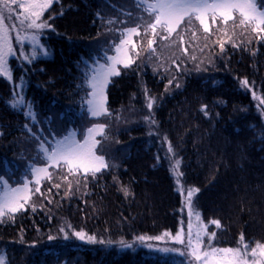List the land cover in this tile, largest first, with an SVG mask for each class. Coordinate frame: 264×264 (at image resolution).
Listing matches in <instances>:
<instances>
[{
  "label": "trees",
  "instance_id": "trees-1",
  "mask_svg": "<svg viewBox=\"0 0 264 264\" xmlns=\"http://www.w3.org/2000/svg\"><path fill=\"white\" fill-rule=\"evenodd\" d=\"M138 3L54 0L44 17L54 16L49 21L54 31L46 30L42 36L49 55L25 63L24 69L13 61L14 80L0 77V130L4 132L0 173L6 170L10 183L22 181L28 163L44 164L43 157L37 156V142L23 128L28 123L38 134L37 125L25 118L26 108L9 106L13 92L21 93L16 87L21 78L22 95L34 108L36 124L48 123L41 130L47 131L45 136L55 132L59 138L67 129L82 139L93 123L106 124V138L98 139L110 164L87 179L69 175L66 168L50 169L52 181H42L43 195L32 197L35 211L26 206L14 219L0 222L5 264H180V259L149 247H160L170 239L146 240L138 249L119 243L142 244L137 237L162 236L165 231L175 235L183 219L179 186L200 189L193 199L203 222L221 221L220 229L209 225L210 231L217 232L215 246L236 247L241 233L246 242H264V41L250 33L241 35L237 28L232 39L230 30L228 35L216 32L208 41L212 45L223 39V52L216 44L201 53L202 30L197 31L199 39L185 32L187 55L158 41L159 60L153 56L148 61L141 51L135 64L112 78L106 89L109 114L93 119L82 106L87 99L84 62L91 63L89 57L97 53L102 56L104 48L113 55V42L121 38L117 29L135 26L141 16L147 19ZM141 33L134 40L146 48L143 29ZM169 58L178 60L179 70ZM245 78L247 87L241 85ZM149 98L154 100L152 110L147 108ZM202 105L207 106V116ZM169 143L173 153L168 152ZM176 161L180 163L174 171ZM57 183L60 188L53 186ZM61 227L69 239H64ZM79 230L111 243L80 241L71 235ZM50 235L54 239L49 240Z\"/></svg>",
  "mask_w": 264,
  "mask_h": 264
},
{
  "label": "snow or ice",
  "instance_id": "snow-or-ice-1",
  "mask_svg": "<svg viewBox=\"0 0 264 264\" xmlns=\"http://www.w3.org/2000/svg\"><path fill=\"white\" fill-rule=\"evenodd\" d=\"M53 3L54 0H0V77L9 81L14 80V71L10 66L12 59L20 61L23 66L25 63L33 64L41 56L49 55L48 49L42 42V36L45 30L54 31L52 23L49 22L54 20V16L49 14L47 19L44 18ZM137 7L143 9V12L147 14V19L141 16V22L135 26L117 29L121 38L118 43L113 42L114 47L110 49L115 52V55H109V50H104L103 57L97 53L95 57H89L91 63L84 62L85 71L82 72V83L87 88V99L82 101V106L86 105L87 113L94 119L109 114L106 96L108 85L113 77L121 75L123 69L136 63L141 56V51L147 53L148 61H151L153 56H156L157 60L160 59L156 55L158 41L165 47H179L185 55L188 54V48L185 47V32H190L194 39H199L197 31L202 30L205 43L200 48L201 53L205 48L211 51L216 44L221 52L224 51L225 41L223 39L217 40L212 45L208 43L216 32L228 35L231 30L232 36L229 39H232L236 36L235 29L239 28L242 30L241 35L250 33L257 41H264V0H140ZM217 24L220 27L215 29L211 27ZM141 29H143V36L147 38L146 48L138 47L133 39L134 36L142 35ZM250 42L249 40L248 43ZM233 46L237 45L233 44ZM191 58L197 59L195 56ZM169 59L171 64L175 65V70H179L178 60ZM153 71H156L155 67ZM173 79L175 77L169 79L168 84H172ZM241 85L247 87L249 81L245 78L241 81ZM167 86L165 85L166 89ZM179 86L176 84V87ZM16 87L21 89V93L13 92L9 101L10 108L13 110L26 108L23 111L25 118L35 123L37 117L34 108L31 103L26 104V97L22 95L23 78ZM153 106L154 100L149 98L147 108L152 110ZM206 108V105L201 106V111L205 116L208 115ZM146 119L155 123L151 117H146ZM51 123L50 119L49 124ZM23 128L27 130L30 138L37 142V156L43 157L44 164L37 166L35 161L28 163L22 181L10 183L11 175L6 170L0 173V222H4L6 218L14 219L16 213L26 210V206L32 207L35 211V205L31 203L32 197L37 193L43 195L40 187L42 181L53 179L50 169L66 168L69 175L76 177L82 174L87 179L88 176L96 177L97 174L110 167L101 150V139H98V137L106 138L107 125L104 123H93L83 132L82 139L78 138L80 134L74 130L66 129L65 134L58 138L55 132H51L49 136L35 133L28 123H25ZM3 136L4 132L0 130V137ZM168 152H174L170 143ZM179 163L176 161L173 166L174 171L179 167ZM179 175L182 176L183 173ZM64 178L67 180L68 177ZM78 184L79 180H77ZM53 186L61 187L58 183ZM68 187H72L71 182ZM199 192L200 189L197 187L186 190L181 187L180 195L184 197L188 215L186 233L181 227L175 235L165 231L162 236L145 237L141 235L136 239L142 244L146 240L166 241L170 239L174 245L183 247H170L167 244L155 249H151V245L149 247L164 256L184 257L188 264H264V242H246L243 233L240 234L236 247L214 245L217 232L210 231L209 225L220 229L222 224L219 219H211L205 223L201 219V213L194 211L193 197ZM124 194L128 195L127 189H124ZM193 216L196 218L195 226L192 223ZM59 231L64 233L65 240L69 239V233L65 227H61ZM71 235L88 244L111 243L110 240L97 239L95 235H90L83 230L74 231ZM48 239L52 240L54 237L50 235ZM119 243L122 247H133L124 240ZM0 264H5L3 255H0Z\"/></svg>",
  "mask_w": 264,
  "mask_h": 264
},
{
  "label": "rangeland",
  "instance_id": "rangeland-1",
  "mask_svg": "<svg viewBox=\"0 0 264 264\" xmlns=\"http://www.w3.org/2000/svg\"><path fill=\"white\" fill-rule=\"evenodd\" d=\"M139 2H140V0H138ZM46 31V30H45ZM44 34H45V32H44ZM43 34V35H44ZM13 35H14V33H13ZM135 37V36H134ZM134 37H133V39H134ZM99 47V46H98ZM104 50H106L105 48L104 49H101V51H102V56L101 57H103V52H104ZM110 55V54H109ZM113 55H115V52L113 53ZM101 60H103V59H101ZM13 61H15V64H16V66H20L21 68H23L24 69V67L21 65V63H20V61H17V60H15V59H12L11 60V62H10V64H12V62ZM101 63H103V62H101ZM14 64V63H13ZM85 70V69H84ZM4 78V77H3ZM90 116V115H89ZM91 117V116H90ZM92 118V117H91ZM100 118H102V116L100 117ZM94 119V118H93ZM38 119H36V122L34 123L35 125H37V129L39 130V132H38V134L39 135H41V136H45L46 134H45V132H47V131H45V129H44V133L43 132H41V130H43V128L45 127L46 128V126H48V123H45V122H42L41 124L39 123V124H36V123H38ZM179 190L181 191V186H179ZM186 194V193H185ZM182 209H183V211L181 210V213H182V216H183V219H182V222H181V227H183L184 229H185V233H186V231H187V224H188V215H187V206H186V204L184 203V197H182ZM194 211H196V209H195V207H194ZM192 223H193V225L195 226V224H196V218H195V216H193L192 217ZM180 227V228H181ZM180 228H179V230H180ZM178 230V231H179ZM169 240V239H168ZM165 244H167V246H170V247H177V248H182L183 246H181V245H174L173 244V242L171 241V240H169L167 243L166 242H163L162 243V246H160V247H163V246H165ZM132 245H135L136 247V249H138L139 247H142L143 246V244H139V243H137V242H133L132 243ZM155 248H157V247H155ZM155 248H151V249H155ZM135 249V250H136ZM159 254H161V255H163L162 253H159ZM1 255V254H0ZM164 256V255H163ZM175 258H178V259H180L178 262H180V264H188V261L184 258V257H181V256H174Z\"/></svg>",
  "mask_w": 264,
  "mask_h": 264
}]
</instances>
